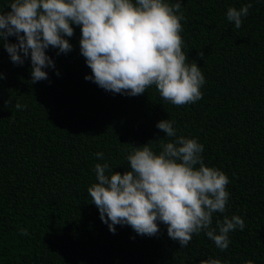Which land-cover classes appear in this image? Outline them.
Instances as JSON below:
<instances>
[{"label": "trees", "instance_id": "trees-1", "mask_svg": "<svg viewBox=\"0 0 264 264\" xmlns=\"http://www.w3.org/2000/svg\"><path fill=\"white\" fill-rule=\"evenodd\" d=\"M11 2L0 0V12L10 11ZM179 2L187 62L196 61L205 76L194 104L163 101L155 86L129 96L86 80L91 69L80 53V26L73 25L72 51L46 50L55 68L36 83L30 57L14 64L0 42V264H199L209 258L264 264V0ZM250 2L235 29L228 8ZM17 102L27 107L16 109ZM164 119L175 121L178 135L197 138L205 164L230 179L227 212L214 213L213 227L234 214L246 226L229 234L226 250L204 232L181 247L163 223L154 236L128 225L112 233L90 201L97 163L123 173L134 146L153 140L159 152V138L174 139L156 127ZM21 227L30 235H20Z\"/></svg>", "mask_w": 264, "mask_h": 264}, {"label": "clouds", "instance_id": "clouds-1", "mask_svg": "<svg viewBox=\"0 0 264 264\" xmlns=\"http://www.w3.org/2000/svg\"><path fill=\"white\" fill-rule=\"evenodd\" d=\"M10 8L0 12V42L14 64L30 57L32 83L48 79L46 69L55 68L47 49H58L57 55L72 51L69 38L76 25L81 27L80 53L91 69L86 80L129 96L155 86L163 101L177 107L203 96L204 73L196 61L187 62L183 50L186 17L179 0H12ZM251 8V2L239 9L229 7L226 18L239 29ZM11 36L16 43L9 42ZM199 55L204 57L203 51ZM26 107L15 104L16 109ZM156 127L174 139L159 138V152L153 140L133 145L126 157L130 170L123 173L112 171L108 162L97 163V182L87 190L90 201L112 233L116 225H128L139 235L154 236L163 223L181 247L204 232L217 248L226 250L229 234L246 226L234 214L217 219L213 227L214 213L227 212L228 175L205 164L204 145L195 137L178 135L174 120H160ZM95 156L103 159L104 153ZM19 234L30 235L23 227ZM199 264L222 261L209 258Z\"/></svg>", "mask_w": 264, "mask_h": 264}]
</instances>
